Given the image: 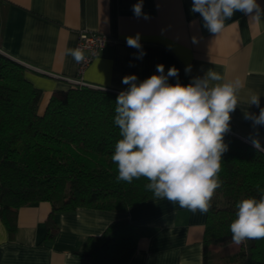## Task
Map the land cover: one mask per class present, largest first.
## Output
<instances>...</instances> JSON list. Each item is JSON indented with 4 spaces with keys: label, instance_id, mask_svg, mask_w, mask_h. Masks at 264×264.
<instances>
[{
    "label": "crops",
    "instance_id": "obj_1",
    "mask_svg": "<svg viewBox=\"0 0 264 264\" xmlns=\"http://www.w3.org/2000/svg\"><path fill=\"white\" fill-rule=\"evenodd\" d=\"M135 3L0 0V52L21 63L25 77L41 90L39 111L54 90L71 86L67 78L120 93L129 87L122 83L124 76L134 74L143 81L159 74L158 64L164 65L165 74L172 66L179 69L178 78L169 77L172 84L178 79L187 85L212 69L225 81L242 82L240 103L231 114L232 133L264 143V126L254 127L244 118L246 111L259 114L258 107L245 102L250 93L261 95L260 107H264V14L255 18L254 13L236 12L222 33L213 34L203 26L200 14L191 12L192 0H143L147 20L134 16ZM257 3L264 9V0ZM82 29L108 33L117 41L103 47L79 75L77 62L64 53L76 48ZM137 33L139 50L126 44V37ZM141 51L145 54L137 59ZM189 65L191 71L186 73ZM50 208L48 201L20 206L13 233L0 218V264H99L76 251L89 236L101 234L120 218L139 224L141 230L127 264H203L206 213H192L153 197L131 204L125 212L77 207L57 211L53 236L44 238Z\"/></svg>",
    "mask_w": 264,
    "mask_h": 264
},
{
    "label": "trees",
    "instance_id": "obj_2",
    "mask_svg": "<svg viewBox=\"0 0 264 264\" xmlns=\"http://www.w3.org/2000/svg\"><path fill=\"white\" fill-rule=\"evenodd\" d=\"M24 72L21 63L0 52V218L9 233L15 230L18 208L33 202L50 203L44 237L49 238L57 211L92 207L125 212L153 197L144 178L130 184L116 181L111 155L121 138L114 123L119 93L71 85L54 90L39 111L41 90ZM231 130L230 124L224 136L228 151L220 173L223 184L205 217L203 264H264V239L234 244L225 254L206 252L210 243L232 242L229 226L235 205L243 198H259V189H264V151ZM140 235L139 224L120 218L101 234L89 236L76 253L99 264H124Z\"/></svg>",
    "mask_w": 264,
    "mask_h": 264
},
{
    "label": "clouds",
    "instance_id": "obj_3",
    "mask_svg": "<svg viewBox=\"0 0 264 264\" xmlns=\"http://www.w3.org/2000/svg\"><path fill=\"white\" fill-rule=\"evenodd\" d=\"M191 12L199 13L203 26L220 34L236 12L255 14L260 18L264 9L257 0H192ZM136 18L150 17L143 12V0L132 7ZM197 43V38H192ZM128 47L142 49L140 33L126 37ZM145 53L141 51L137 59ZM77 63L85 59L84 51L69 48L64 53ZM143 81L136 75H126L122 83L129 85L116 98L114 123L120 131L111 160L117 169L116 181L132 183L144 178L146 190L154 200H167L192 213L205 214L211 208L220 179L223 155L228 151L224 136L229 131L231 114L240 103L239 79L225 81L221 74L209 69L203 77L187 84L169 77L179 76L172 66L165 74L164 65ZM191 71V66L185 72ZM260 96L250 93L249 106L259 108V114L245 112L244 118L254 127L264 126V107ZM258 149L260 142L253 139ZM260 196L243 198L235 205V218L229 226L231 241L236 245L248 240L264 239V189Z\"/></svg>",
    "mask_w": 264,
    "mask_h": 264
},
{
    "label": "built area",
    "instance_id": "obj_4",
    "mask_svg": "<svg viewBox=\"0 0 264 264\" xmlns=\"http://www.w3.org/2000/svg\"><path fill=\"white\" fill-rule=\"evenodd\" d=\"M116 41V37L105 32L91 31L86 29L80 30L77 35L76 48L79 47L84 51L85 59L82 62L77 63V74L80 75L82 73L84 68L103 47H105L106 45H112ZM67 80L71 85L92 86L84 82L80 78H67Z\"/></svg>",
    "mask_w": 264,
    "mask_h": 264
},
{
    "label": "rangeland",
    "instance_id": "obj_5",
    "mask_svg": "<svg viewBox=\"0 0 264 264\" xmlns=\"http://www.w3.org/2000/svg\"><path fill=\"white\" fill-rule=\"evenodd\" d=\"M261 147V146H260ZM264 148V147H262ZM233 245L234 243L232 242H227L226 244H213L210 243L207 247V252L210 255L213 254H225L233 250Z\"/></svg>",
    "mask_w": 264,
    "mask_h": 264
},
{
    "label": "water",
    "instance_id": "obj_6",
    "mask_svg": "<svg viewBox=\"0 0 264 264\" xmlns=\"http://www.w3.org/2000/svg\"><path fill=\"white\" fill-rule=\"evenodd\" d=\"M16 61V60H15ZM18 62V61H17ZM101 88V87H100ZM232 132V131H231ZM234 134V133H233ZM235 135V134H234ZM237 136V135H236ZM240 138H242V137H240ZM245 142H247V143H249V144H251V145H253V142H251V141H249V140H247V139H244V138H242ZM262 149V148H261ZM262 151H264V149H262Z\"/></svg>",
    "mask_w": 264,
    "mask_h": 264
}]
</instances>
